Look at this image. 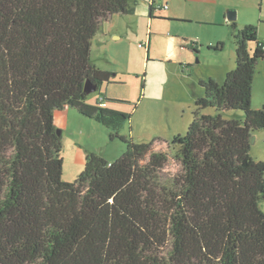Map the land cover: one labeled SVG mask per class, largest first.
<instances>
[{"label": "trees", "instance_id": "trees-1", "mask_svg": "<svg viewBox=\"0 0 264 264\" xmlns=\"http://www.w3.org/2000/svg\"><path fill=\"white\" fill-rule=\"evenodd\" d=\"M137 2L0 0V264H264V160L251 155L264 129V106L252 104L258 28L232 21L236 67L223 83L200 81L186 134L158 148L121 134L131 114L84 91L87 79L99 89L112 76L91 61L101 25ZM64 108L104 124L125 152L110 161L90 151L64 181L55 124Z\"/></svg>", "mask_w": 264, "mask_h": 264}, {"label": "rangeland", "instance_id": "rangeland-1", "mask_svg": "<svg viewBox=\"0 0 264 264\" xmlns=\"http://www.w3.org/2000/svg\"><path fill=\"white\" fill-rule=\"evenodd\" d=\"M163 0V4L165 5ZM167 8L156 10L154 17L145 0H138L136 12L117 13L104 22L93 39L91 61L112 72L110 81L88 94L95 103L101 96L109 107L131 114L121 134L136 142L156 139L165 149V141L186 134L194 118L195 99L204 94L200 81L210 76L223 83L227 71L236 67L234 31L229 18L225 23H207L186 18L162 16ZM170 12V10H168ZM264 27V25H263ZM264 40V39H263ZM197 43L195 50L192 42ZM223 43L222 50L214 48ZM253 107L264 106V59L256 67ZM69 128H62L64 181H74L83 171L86 155L101 152L115 160L126 150L121 139H111L110 130L99 121L71 109ZM203 113H222L227 119H243L244 111H218L207 107ZM58 128V127H57ZM251 155L264 160V129L254 134ZM179 167L170 160L164 172L175 173ZM264 210V199L260 202Z\"/></svg>", "mask_w": 264, "mask_h": 264}, {"label": "crops", "instance_id": "crops-1", "mask_svg": "<svg viewBox=\"0 0 264 264\" xmlns=\"http://www.w3.org/2000/svg\"><path fill=\"white\" fill-rule=\"evenodd\" d=\"M164 1L166 2L165 5L163 4V0H156V4L162 6V8L159 9V11L167 8L166 11L167 13L163 14L162 16L170 17V18H186V19H190L191 21L198 20L202 22L215 23V24L225 23L226 20L228 19L227 16L228 11L235 10L236 19L233 21L237 22L238 27L242 28L245 25L254 24L258 28L259 39L261 40L264 39V27H263L264 0H164ZM148 4L151 8V4L150 3ZM168 10H170V12ZM154 12H153V17L155 15ZM222 48H224V45ZM215 79L218 82H220L219 81L220 79H218L217 77ZM106 97L108 96H101L98 99L100 101L101 98H104L105 105L109 107V105L105 101ZM252 103H253V99H252ZM70 113H72L70 108H64L63 110L56 111L55 113V124L58 128H62L63 132H65L69 128L70 115H73L72 116L73 118L75 117L74 114H70ZM97 153H100L105 157L103 153L101 152H97ZM255 158L262 159L260 157H255Z\"/></svg>", "mask_w": 264, "mask_h": 264}, {"label": "water", "instance_id": "water-1", "mask_svg": "<svg viewBox=\"0 0 264 264\" xmlns=\"http://www.w3.org/2000/svg\"><path fill=\"white\" fill-rule=\"evenodd\" d=\"M227 16L230 20H235L236 19V11L235 10H229L228 13H227ZM98 88V84L97 83H94L93 81H91L90 79H87L86 82H85V85H84V91L87 93V94H90L94 91H96ZM58 133L61 134L62 133V130L61 129H58ZM255 139L256 137L253 136L252 137V143L255 142Z\"/></svg>", "mask_w": 264, "mask_h": 264}, {"label": "built area", "instance_id": "built-area-1", "mask_svg": "<svg viewBox=\"0 0 264 264\" xmlns=\"http://www.w3.org/2000/svg\"><path fill=\"white\" fill-rule=\"evenodd\" d=\"M146 1H147L148 3H150V4H152V5L155 7V10H158V9H161V8H162L161 5H157V4H156V0H146ZM100 101H101V104H102V105H105L104 98H101Z\"/></svg>", "mask_w": 264, "mask_h": 264}]
</instances>
